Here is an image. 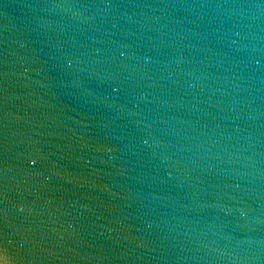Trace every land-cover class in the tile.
I'll return each instance as SVG.
<instances>
[{
  "label": "water",
  "instance_id": "95a60500",
  "mask_svg": "<svg viewBox=\"0 0 264 264\" xmlns=\"http://www.w3.org/2000/svg\"><path fill=\"white\" fill-rule=\"evenodd\" d=\"M264 264V0H0V257Z\"/></svg>",
  "mask_w": 264,
  "mask_h": 264
},
{
  "label": "clouds",
  "instance_id": "9594fccd",
  "mask_svg": "<svg viewBox=\"0 0 264 264\" xmlns=\"http://www.w3.org/2000/svg\"><path fill=\"white\" fill-rule=\"evenodd\" d=\"M0 264H9V259L6 256L0 257Z\"/></svg>",
  "mask_w": 264,
  "mask_h": 264
}]
</instances>
